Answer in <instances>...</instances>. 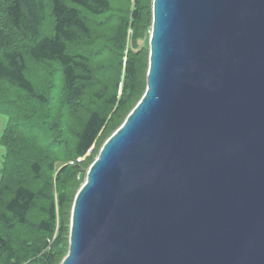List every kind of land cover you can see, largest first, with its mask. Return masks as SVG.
Returning a JSON list of instances; mask_svg holds the SVG:
<instances>
[{
  "label": "water",
  "instance_id": "1",
  "mask_svg": "<svg viewBox=\"0 0 264 264\" xmlns=\"http://www.w3.org/2000/svg\"><path fill=\"white\" fill-rule=\"evenodd\" d=\"M148 42L60 264H264V0H152Z\"/></svg>",
  "mask_w": 264,
  "mask_h": 264
},
{
  "label": "trees",
  "instance_id": "2",
  "mask_svg": "<svg viewBox=\"0 0 264 264\" xmlns=\"http://www.w3.org/2000/svg\"><path fill=\"white\" fill-rule=\"evenodd\" d=\"M130 1L129 15L116 22L112 35V51L124 56L118 62L124 71L120 92L116 77V89L104 101L106 109H91L83 122L71 126L72 144L62 155L59 145L52 144L55 140L47 142L45 129L38 128L40 115L50 105L41 87L50 78L41 79L34 70L58 64L64 93L60 101L79 99L91 71L88 57L79 50L93 37L87 15L102 14L111 3L0 0V111L7 119L0 135L5 148L0 167V264H60L67 252L74 196L95 157L77 159L85 156L104 129L116 125L108 138L145 91L149 49L129 51L126 37L131 28L136 42L151 29L152 0ZM31 213L37 218L29 230Z\"/></svg>",
  "mask_w": 264,
  "mask_h": 264
},
{
  "label": "rangeland",
  "instance_id": "3",
  "mask_svg": "<svg viewBox=\"0 0 264 264\" xmlns=\"http://www.w3.org/2000/svg\"><path fill=\"white\" fill-rule=\"evenodd\" d=\"M111 3L110 9L106 10L100 15L88 14V23L92 31V39L90 42H85L83 47L79 50L88 57V66L90 68V79L86 80L81 91V97L79 99L72 100L63 104L60 99L63 93V76L60 66L56 63L42 64L38 66L40 69L34 70L35 73L41 74V79L49 77L50 79L44 84L42 90L44 94L50 99L49 107L46 108L43 114L40 115L38 128L39 130L45 129V138L47 142L54 141L52 144L59 145V151L62 155L66 154V149H70L72 144L73 135L70 132L73 128L71 126L77 123L83 122L86 114L94 108L106 109L105 99L112 93L116 88L115 80L118 77L117 83V94L120 92V86L124 79V71L121 66L120 60L124 56H120L117 52H113L112 35L114 33V26L116 22H120L124 17L129 15V10L132 8L133 1L130 0H109ZM148 5V3H147ZM45 25H49L45 22ZM44 33H49L48 29H44ZM149 34L150 27L147 29L139 39L134 42L132 40V29L127 30L126 45L127 49L131 52H136L139 49H149ZM124 55V54H123ZM119 62V63H118ZM119 64V65H118ZM100 93L101 97L96 95ZM108 107V106H107ZM109 108V107H108ZM108 110V115L110 113ZM14 117H17L15 115ZM7 122L6 115L0 111V135L3 127ZM108 127L112 124L109 121ZM114 125L111 129H104L99 135L98 139L90 150L82 157L83 161L98 155L99 149L107 136L114 130ZM105 133V137H103ZM5 154V148L0 142V167L3 162ZM81 159V160H82ZM60 162L56 164L55 170H57ZM46 171V170H45ZM36 214L37 209H33ZM31 213L28 219L27 228L30 230L32 227V221L37 216ZM25 228H23L24 230ZM32 234L38 236L35 232ZM68 250V244H67ZM67 252L65 250V255Z\"/></svg>",
  "mask_w": 264,
  "mask_h": 264
},
{
  "label": "built area",
  "instance_id": "4",
  "mask_svg": "<svg viewBox=\"0 0 264 264\" xmlns=\"http://www.w3.org/2000/svg\"><path fill=\"white\" fill-rule=\"evenodd\" d=\"M81 159H82V158L80 157V158L77 159V161H80Z\"/></svg>",
  "mask_w": 264,
  "mask_h": 264
}]
</instances>
